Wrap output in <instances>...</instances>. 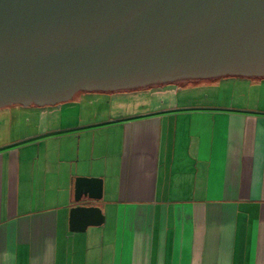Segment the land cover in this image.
<instances>
[{
    "label": "crops",
    "instance_id": "0c3cea01",
    "mask_svg": "<svg viewBox=\"0 0 264 264\" xmlns=\"http://www.w3.org/2000/svg\"><path fill=\"white\" fill-rule=\"evenodd\" d=\"M176 89L106 113L68 112L93 92L0 107V264H264V76ZM81 175L102 178L82 203L105 221L71 230Z\"/></svg>",
    "mask_w": 264,
    "mask_h": 264
},
{
    "label": "water",
    "instance_id": "95a60500",
    "mask_svg": "<svg viewBox=\"0 0 264 264\" xmlns=\"http://www.w3.org/2000/svg\"><path fill=\"white\" fill-rule=\"evenodd\" d=\"M224 74L264 75V0H0V107ZM74 187L70 229L102 224V178Z\"/></svg>",
    "mask_w": 264,
    "mask_h": 264
},
{
    "label": "rangeland",
    "instance_id": "374dc122",
    "mask_svg": "<svg viewBox=\"0 0 264 264\" xmlns=\"http://www.w3.org/2000/svg\"><path fill=\"white\" fill-rule=\"evenodd\" d=\"M243 76H248V77L259 76V77H262L264 75L263 74H257V75L224 74V75H217V76H210V77H200V76L183 77V78H178V79L171 80V81L156 82V83H150V84H147L144 86H140L139 88H135V89H137V91L135 93L133 90H129L132 88H129L128 90L127 89L97 90V91L93 92L95 94L84 96L81 104H73V103L69 102L70 104H67V107H68L67 109H68L69 113H76V112L80 111L81 107H82L83 111L90 113V112H95V109H97V107H98L100 112L106 113V112L113 111L112 110V109H114L113 106H115L117 103L119 105V102L125 104V106L127 105V109H130V108L134 107L135 103L140 102V101H145L146 99H150V97H152L153 100H156V98L154 96L149 97V94H148L150 92V90L155 89V88H162V86L171 88V86H172V87H176L177 89H180L186 85H193V84L200 83V82L202 83V82L206 81L207 79L225 78V77H233V78L237 77L238 78V77H243ZM225 83L222 85L223 87H228V88L232 87L233 83H231V84H225ZM201 88H203V89H201ZM232 88H235L234 91L238 90L237 92H234V91L233 92L235 94H239V96L243 95L245 93L248 96H251L255 92L254 88H252L251 90L249 88L245 89L244 87H240L237 84H235V86ZM196 89H197L196 93H197V95H199L198 97H203L204 94L211 95V92L213 91L212 88H204V87H200V88H196ZM193 90H195V89H193ZM230 91H232V90H230ZM80 93H83V92L82 91L77 92L76 96L79 97ZM225 93H226V91H225ZM161 94H163L165 96L169 95V93L166 91L162 92Z\"/></svg>",
    "mask_w": 264,
    "mask_h": 264
},
{
    "label": "trees",
    "instance_id": "16d2710c",
    "mask_svg": "<svg viewBox=\"0 0 264 264\" xmlns=\"http://www.w3.org/2000/svg\"><path fill=\"white\" fill-rule=\"evenodd\" d=\"M139 87H140V86H138V87H132V89H129V88H124V89H127V90H128V89H129V90H137V89H135V88H139ZM142 88H143V87H142ZM114 90H115V89H114ZM116 90H119V89H116ZM79 91L87 92V93H88V92H95V91H97V90H85V89H84V90H79ZM79 91H78V92H79ZM76 93H77V92H76ZM76 93H75V95H76ZM75 95H74V96H75ZM12 105H16V104H12ZM32 105H37V104H36V103H32Z\"/></svg>",
    "mask_w": 264,
    "mask_h": 264
},
{
    "label": "flooded vegetation",
    "instance_id": "af4514ba",
    "mask_svg": "<svg viewBox=\"0 0 264 264\" xmlns=\"http://www.w3.org/2000/svg\"><path fill=\"white\" fill-rule=\"evenodd\" d=\"M120 89H124V88H120ZM84 90V89H81ZM94 90H104V89H94ZM108 90H114V89H108ZM78 92V91H77ZM76 93V92H75ZM75 95V94H74Z\"/></svg>",
    "mask_w": 264,
    "mask_h": 264
}]
</instances>
